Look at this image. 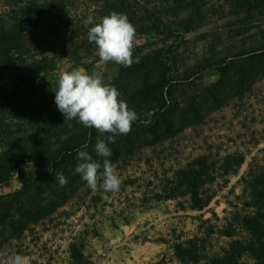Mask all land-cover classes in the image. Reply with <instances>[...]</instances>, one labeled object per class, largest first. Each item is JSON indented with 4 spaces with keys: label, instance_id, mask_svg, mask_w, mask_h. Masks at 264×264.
<instances>
[{
    "label": "rangeland",
    "instance_id": "1",
    "mask_svg": "<svg viewBox=\"0 0 264 264\" xmlns=\"http://www.w3.org/2000/svg\"><path fill=\"white\" fill-rule=\"evenodd\" d=\"M202 17L187 35L148 32L136 37L135 47L146 58L151 81L196 74L174 89L172 112L177 117V100L179 109L195 101L208 107L202 110L205 120L168 134L153 125L133 135L135 148L109 157L121 180L115 194L92 191L75 173L76 157L57 171L21 165L0 188V213L17 220L0 225V264L11 254L25 256L27 264H208L206 257H219L238 240L239 233L229 239L223 232L256 211L244 181L264 169V76L241 89L236 69L224 75L206 69L264 48V0H209ZM173 45L175 63L155 65L149 56ZM138 57L130 67L101 63L97 55L79 64L61 59L40 82L41 94L54 98L59 74L76 68L100 73L113 86L128 85L140 75ZM3 86L12 90L15 83L6 79ZM212 91L218 93L215 101ZM26 130L11 123L12 132ZM22 133L17 138L27 135ZM49 154L41 159L46 162ZM93 158L102 163L96 153ZM239 160L244 163L238 167ZM57 172L67 178L63 187ZM196 174L203 183H194ZM197 190L211 201L202 211L193 200ZM202 237L209 238L207 253L191 258L187 243Z\"/></svg>",
    "mask_w": 264,
    "mask_h": 264
},
{
    "label": "trees",
    "instance_id": "2",
    "mask_svg": "<svg viewBox=\"0 0 264 264\" xmlns=\"http://www.w3.org/2000/svg\"><path fill=\"white\" fill-rule=\"evenodd\" d=\"M208 1L0 0V136L4 138L0 142V188L10 182L23 164H34L44 171L49 168L57 171L61 165L75 158L77 150L85 144L89 154L95 155L98 132L94 128H85L76 120H65L55 104V97L41 94L40 84L43 77L55 70L59 60L69 58L79 64L82 57L93 58L96 55V46L87 39L88 29L94 25L84 23L89 15L98 22L113 11L127 14L136 28V37L148 32L157 36H175L178 32L183 36L189 34L197 20H203ZM174 47H168L169 52L158 51L149 57L155 65L173 64L175 60L172 58L178 51V47ZM137 56L141 61V71L139 76L133 75L136 81L130 82V87L124 82L115 87L139 119L133 123L129 134L119 135L115 143L109 144L112 155L135 148L137 145L132 136L140 130L163 125L164 134H168L176 126L177 130L192 127L205 120L202 110H208L195 101L179 109L177 100V117L173 116L174 89L177 87L178 90L182 84L190 82L196 74L183 80L164 77L151 81L143 68L146 58L140 57L135 47L133 60ZM257 66L264 69V48L240 53L206 70L224 75L234 68L238 71L236 83L244 89L249 81L253 85L258 76H264V70L259 71ZM6 79L15 83L12 90L3 86ZM209 95L214 101L218 98L214 91ZM11 123L26 126L23 133L27 135L17 138L22 132H12ZM49 149L52 154L44 162L41 155L48 154ZM229 163L227 161L226 166ZM243 163L239 160L236 166ZM194 183H203L201 176L196 174ZM244 184L256 211L253 216L244 217L241 223L231 225L223 232L225 238L233 239L236 233H239V238L222 250L219 257H206L208 264H264V169L249 174ZM190 185L194 184L190 182ZM192 195L200 211L211 202L204 201L198 190ZM10 218L1 212L0 225L9 221L16 224L17 220ZM208 243L209 238L204 237L187 243L191 252L189 256L206 254Z\"/></svg>",
    "mask_w": 264,
    "mask_h": 264
},
{
    "label": "clouds",
    "instance_id": "3",
    "mask_svg": "<svg viewBox=\"0 0 264 264\" xmlns=\"http://www.w3.org/2000/svg\"><path fill=\"white\" fill-rule=\"evenodd\" d=\"M84 23L94 25L88 29L87 39L96 46L95 54L101 63L132 65L136 28L127 14L113 11L98 22L89 15ZM54 92L55 104L65 120H76L100 134L94 150L98 157L103 158L102 163L89 154L87 144L82 145L77 150L75 173L94 192L118 193L121 180L116 165L109 159L112 155L109 144L115 143L117 136L131 132L133 123L139 119L138 114L120 97L117 88L106 83L103 75L95 71L91 74L83 68L62 71ZM56 180L61 187L67 184L62 172L56 173ZM6 264H27V258L20 254L6 255Z\"/></svg>",
    "mask_w": 264,
    "mask_h": 264
}]
</instances>
